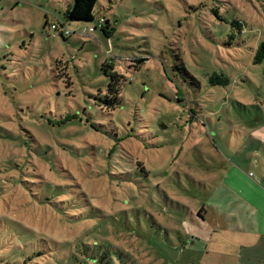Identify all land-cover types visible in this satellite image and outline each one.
Instances as JSON below:
<instances>
[{"label":"rangeland","instance_id":"rangeland-1","mask_svg":"<svg viewBox=\"0 0 264 264\" xmlns=\"http://www.w3.org/2000/svg\"><path fill=\"white\" fill-rule=\"evenodd\" d=\"M69 1L0 0V230L108 250L118 264H197L218 209L264 213V58L253 62L264 0H204L223 20L193 11L199 0H97L94 21H66ZM232 16L246 22V50L224 44ZM45 18L70 36L46 34ZM104 60L124 75L113 110L95 99ZM64 66L70 85L55 76ZM214 73L229 83L209 84ZM32 145L43 154L27 158ZM129 154L146 176L121 168ZM29 175L82 191L46 201Z\"/></svg>","mask_w":264,"mask_h":264},{"label":"trees","instance_id":"trees-1","mask_svg":"<svg viewBox=\"0 0 264 264\" xmlns=\"http://www.w3.org/2000/svg\"><path fill=\"white\" fill-rule=\"evenodd\" d=\"M97 0H70L68 2V7L64 12V18L66 21L73 20V21H94V6ZM222 2V0H218ZM224 2V1H223ZM193 7V11H197L199 14L204 15H213L218 20H223V15L219 13V7L215 4L210 5L206 3L204 0H199L195 4L191 5ZM235 12H233L234 14ZM64 22H55L59 26H66ZM225 23L229 25L227 29V39L224 41L225 45H234V48L237 49V46L242 47L246 50V41L244 39V33L246 32L244 27L246 28V22L237 18V16H232V18L224 19ZM47 20H44L43 28L46 29ZM97 23L100 26V30L105 33L107 32L104 28H107L110 33L113 31V25L108 18L100 17L97 19ZM221 25V23H219ZM67 27V26H66ZM94 30V26H90ZM89 27H83L82 33H87L89 31ZM71 31V30H70ZM89 33V32H88ZM71 34V33H70ZM70 34L66 36H70ZM58 36H62L61 34H56ZM63 37V36H62ZM84 42V41H83ZM264 58V40H262L255 49V53L253 56V62H259ZM145 58H141L136 60L137 63H140ZM53 62L55 65L60 63L59 60L54 59ZM66 66L63 67L62 71H65ZM100 69L104 76L108 77V82L106 86V91L104 96L96 95V103L98 105H102L103 107L113 110L119 103H120V84L124 78V75L119 73L118 70L115 69V66L112 62L108 60H104L100 64ZM57 70V68H56ZM185 72H187L185 70ZM188 74V73H187ZM55 76L58 77H66L67 85L71 84L69 80V76L65 73L59 72ZM193 77V76H192ZM194 86H200L201 83L194 78H191ZM209 84H217V85H226L229 83V78L224 74H217L214 73L208 76ZM178 101L182 99L176 96ZM25 148V153L33 157L34 154H38L41 156L43 152H40L39 149L32 145L27 146ZM8 163L12 164L13 166H17L19 169L22 165L14 161L13 159H8ZM22 161V160H21ZM28 161V159L26 160ZM122 169H130L131 171H139L145 176L148 173V170L142 165L140 161L136 158L132 159L129 154V159L126 160V164L121 166ZM32 174V173H31ZM30 178L26 181H23L25 184L34 185L33 190H39L42 193L47 195L46 201L50 198L48 197L49 194L54 191L57 196L61 195V197L66 196L69 194L70 190H75L79 192L82 191L81 187L74 181L64 182V183H53L52 181L45 179L44 177L42 180H38L32 175H29ZM74 180V179H73ZM75 187H74V186ZM55 188V189H54ZM198 215H201V212L198 211ZM82 214L80 212H75L73 214V220L82 222V219H86V217H81ZM7 236L4 232L0 230V264H118L117 261L110 256L108 250L100 255H91L89 253L88 247L84 244L83 248L80 249V255H77L75 252L71 250L69 241H59L56 239H52L47 237L51 243L48 242L43 236L38 234L36 240H30L22 236H17L15 232L8 229ZM42 236V237H41ZM19 239V241L17 240ZM54 241V242H53ZM80 244H83L80 243ZM89 253V254H88ZM87 260H84V258ZM91 261V262H90ZM95 262V263H94Z\"/></svg>","mask_w":264,"mask_h":264},{"label":"crops","instance_id":"crops-1","mask_svg":"<svg viewBox=\"0 0 264 264\" xmlns=\"http://www.w3.org/2000/svg\"><path fill=\"white\" fill-rule=\"evenodd\" d=\"M242 198L246 204L247 197ZM248 210L234 205L212 215L215 235L205 241L197 264H264V213L259 211L255 221Z\"/></svg>","mask_w":264,"mask_h":264},{"label":"built area","instance_id":"built-area-1","mask_svg":"<svg viewBox=\"0 0 264 264\" xmlns=\"http://www.w3.org/2000/svg\"><path fill=\"white\" fill-rule=\"evenodd\" d=\"M93 31V28H89V32ZM70 30L66 26H59L55 22L49 23L47 29H46V34H61L62 36H66L70 34Z\"/></svg>","mask_w":264,"mask_h":264},{"label":"water","instance_id":"water-1","mask_svg":"<svg viewBox=\"0 0 264 264\" xmlns=\"http://www.w3.org/2000/svg\"><path fill=\"white\" fill-rule=\"evenodd\" d=\"M163 126H165V125L163 124Z\"/></svg>","mask_w":264,"mask_h":264}]
</instances>
